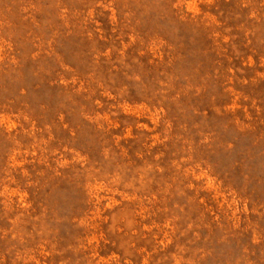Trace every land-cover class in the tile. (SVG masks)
Returning <instances> with one entry per match:
<instances>
[{"label":"rangeland","instance_id":"374dc122","mask_svg":"<svg viewBox=\"0 0 264 264\" xmlns=\"http://www.w3.org/2000/svg\"><path fill=\"white\" fill-rule=\"evenodd\" d=\"M0 264H264V0H0Z\"/></svg>","mask_w":264,"mask_h":264}]
</instances>
